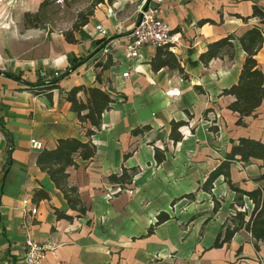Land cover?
<instances>
[{
	"label": "crops",
	"instance_id": "0c3cea01",
	"mask_svg": "<svg viewBox=\"0 0 264 264\" xmlns=\"http://www.w3.org/2000/svg\"><path fill=\"white\" fill-rule=\"evenodd\" d=\"M43 1L5 0L0 6V264H23L26 236L46 248L47 264H259L261 247L256 251L243 229L229 243L211 248L219 233L234 226L230 220L237 212L248 215L239 206L244 202L250 209V200L237 199L222 177L211 193L200 187L225 160L231 141L264 142V100L254 116L244 119V127L236 125L237 115L227 109L233 97L221 92L236 83L245 53L234 42L232 61L213 59L204 67L198 58L208 43L260 27L263 43L255 60L264 89V24L252 17L254 6L264 15V0H146L178 35L170 51L186 78L175 70L153 71L156 48L144 47L138 58L128 59L126 36L142 0L97 5L73 34L75 43H67L63 32L23 27V14L35 13ZM79 86L99 87L114 99L90 138L88 125L79 123L65 101V93ZM78 97L84 99L81 93ZM171 121L185 123L175 143L169 138ZM143 126L149 130L132 134ZM61 138L90 141L95 147L90 161L75 157L76 166L66 169L68 183L87 208L71 222L57 220L55 210L76 213L36 165L39 153L53 149ZM31 140L41 150L32 149ZM230 164L235 188L262 186L256 182L264 173L260 162ZM122 166L139 171L117 191L108 176ZM37 190L48 198L37 200ZM190 193L194 197L186 198ZM23 200L35 206V215L25 212ZM160 213L169 219L155 225Z\"/></svg>",
	"mask_w": 264,
	"mask_h": 264
},
{
	"label": "trees",
	"instance_id": "16d2710c",
	"mask_svg": "<svg viewBox=\"0 0 264 264\" xmlns=\"http://www.w3.org/2000/svg\"><path fill=\"white\" fill-rule=\"evenodd\" d=\"M50 0H44L35 13H24L22 16V25L25 29H37L40 28V17L44 14L46 7L49 5ZM112 0H92L91 6L88 10L80 12L77 15L76 21L70 30L63 32V36L67 43H75L73 34L78 31L79 28L85 26L89 18L93 14L94 8L99 4H111ZM252 17H256L259 20V24H264L263 12L256 6L253 7ZM234 42H237L240 49L245 53V58L238 79L235 84L221 92L222 96H231L233 101L228 104L227 109L233 114L237 115L236 125L245 126L244 119L250 116H254L256 110L264 100L263 89V74L255 60V55L260 50L263 43V32L260 27H252L247 30L243 35L236 38L233 35L221 38L217 41L208 43L206 49L200 54L198 61L206 67L210 60L227 58L228 61H232L235 53ZM150 67L153 71L160 69L175 70L183 78H186L183 69L174 53L170 51V45L156 48L155 54L150 61ZM9 76V75H7ZM17 79L15 76H10ZM98 80V77L96 78ZM56 81H52L54 83ZM31 86L30 84H27ZM34 87V86H31ZM199 88L195 87V90ZM83 94L84 99H80L78 94ZM65 101L69 104L71 111L75 113L77 119L81 125H88L85 130V135L90 138L101 126V116L105 111L110 109L114 99L106 91L99 87H86L79 86L71 88L65 93ZM209 109L205 112L207 114ZM183 121L170 122V134L169 138L175 143L181 140V134L179 129L184 126ZM149 130L148 126L136 128L132 131V134L138 135L142 132ZM229 152L226 154L225 160L220 163L206 178L200 189L203 192L211 193L213 183L222 177L223 181L227 183L229 188L237 193V199L242 200L245 196L250 200L253 208L250 215L245 212H237L235 214V222L232 228H225L222 233H219L211 248H220L224 243H229L234 234L243 229L247 231L253 238V247L258 251V244L264 242V187L260 186L253 190L246 191L235 188L230 181V163L234 160L241 162L258 161L260 162V168H264V142L254 140L250 138H239L236 142H230ZM95 155V147L88 142H81L74 138H61L56 141L55 147L51 150H42L37 159V167L46 173L50 178L53 185L58 188L62 193L67 206L71 212H75L76 215L71 216L55 210V216L57 220H65L71 222L74 218H80L85 215L87 208L83 206L77 195V189L75 186H71L68 183V174L66 169L68 167L76 166L75 157H80L83 162L90 161ZM129 154H126L128 156ZM156 161L161 162L162 155L158 150H155ZM139 169L131 168L127 169L121 167L119 173H113L108 176V181L117 191H120L124 187L131 184L133 177L137 174ZM256 182L264 183V173H261ZM37 200L47 199L48 196L43 190H37L35 192ZM186 198H193L191 193L185 196ZM242 205V204H241ZM240 205V206H241ZM216 205L214 209L216 210ZM248 219L245 220V217ZM169 219L165 213H160L156 218L155 225H159ZM152 232V228L148 230V234Z\"/></svg>",
	"mask_w": 264,
	"mask_h": 264
},
{
	"label": "built area",
	"instance_id": "2783aa9c",
	"mask_svg": "<svg viewBox=\"0 0 264 264\" xmlns=\"http://www.w3.org/2000/svg\"><path fill=\"white\" fill-rule=\"evenodd\" d=\"M160 3L161 0H155ZM5 3V0H0V6ZM138 19L129 34L126 36L125 50L129 60L138 58L139 51L144 47L159 48L167 45H175L178 43V35L172 34L167 23L163 22L158 16V8L156 6L146 5V0H142L137 7ZM96 31L104 35L105 31L102 26H96ZM172 48V47H170ZM54 77H58L57 72ZM122 77H127L128 72H124ZM169 95H176V92L171 91ZM215 126V124H212ZM31 148L41 150V144L37 141H30ZM128 193H131L128 191ZM22 206L25 212L29 215L36 214V208L28 200L22 201ZM23 264H47L46 263V248L30 236H26L23 241Z\"/></svg>",
	"mask_w": 264,
	"mask_h": 264
},
{
	"label": "rangeland",
	"instance_id": "374dc122",
	"mask_svg": "<svg viewBox=\"0 0 264 264\" xmlns=\"http://www.w3.org/2000/svg\"><path fill=\"white\" fill-rule=\"evenodd\" d=\"M92 0H50L49 5L46 7L44 14L40 17L41 25L40 28L34 29L37 31L45 30V32H65L70 30L73 26V23L77 19V15L80 12H84L88 10L91 6ZM18 29L20 28L19 25H15ZM22 27V26H21ZM213 123H210V126ZM261 185L264 187V183L262 182ZM239 211L247 210L251 214L253 206L250 209L245 208L244 202L241 206H239ZM236 217H232L230 220L231 222H237ZM251 236V235H250ZM252 243L253 238L251 237ZM258 247H261L262 254L261 256L257 257L259 264H264V242H260Z\"/></svg>",
	"mask_w": 264,
	"mask_h": 264
}]
</instances>
